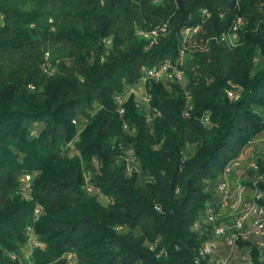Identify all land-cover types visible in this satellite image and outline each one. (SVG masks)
I'll return each instance as SVG.
<instances>
[{"label": "trees", "instance_id": "1", "mask_svg": "<svg viewBox=\"0 0 264 264\" xmlns=\"http://www.w3.org/2000/svg\"><path fill=\"white\" fill-rule=\"evenodd\" d=\"M238 20L235 48L214 39ZM161 25L156 44L139 34ZM187 27L198 30L183 45ZM166 62L183 82L143 87L142 68ZM127 87L145 89L149 109L130 94L120 115ZM263 112L264 0H0V264H20L28 226L41 245L28 264H197L208 212L222 213L221 173L254 149ZM27 173L30 202L16 192Z\"/></svg>", "mask_w": 264, "mask_h": 264}, {"label": "built area", "instance_id": "2", "mask_svg": "<svg viewBox=\"0 0 264 264\" xmlns=\"http://www.w3.org/2000/svg\"><path fill=\"white\" fill-rule=\"evenodd\" d=\"M206 14V10L202 11ZM240 20L235 23L232 28L214 39L221 44L226 45L229 48H235L239 44V36L237 32L238 24ZM198 28H184L182 30L183 45L189 43L193 35L197 32ZM167 32L166 25L158 26L156 29L149 33H142L150 39L151 45L156 44L159 36ZM109 44V42H107ZM183 51H181V56ZM48 55H46V59ZM146 80H153L160 83H182L184 80L183 73L177 69V67L170 62H166L159 67L151 69L142 68V77L140 81L144 87ZM130 94L135 95L137 105H144L149 109L150 97L145 92L136 91L133 87L129 91H125L123 95H115L114 101L117 104V111L120 115H123L124 108L123 104L127 100ZM227 97L230 100H236L239 96L235 88H230L226 91ZM191 109L189 103V97L187 96V104L185 115L188 110ZM263 124L259 135L257 136L256 142L264 145V112L262 114ZM151 120L148 114L146 121L149 123ZM72 123L77 125L78 132L76 137L68 143V147L72 148L78 140V134L82 130L86 120L82 119L81 123L77 120H73ZM203 123L207 124V116L204 117ZM127 130V127L124 126ZM251 153L248 149H244L240 155V158L226 165L223 169L220 182L217 186V195L221 196L222 200V213L212 215L211 211L208 213V223L212 226L204 232L203 235H209L201 248L198 251L196 263L198 264L201 260L207 259L210 264H254L252 259V247L256 248L258 253V260L262 262L264 260V192L261 191L258 185L264 181V166L261 168L260 165L250 159ZM126 175L131 176L133 171H137L136 158L131 149L126 151ZM254 173L253 178L250 180L249 187L244 185L243 177L247 173ZM34 173L23 174L19 179V191L24 197L25 201H32V181ZM251 190V192L248 191ZM91 191V188H87ZM246 195L249 198H246ZM43 212L42 207L36 204L33 209L32 220L36 222ZM217 217L222 218L220 223H217ZM199 225L195 222L192 226V230L196 231ZM27 237V243L29 245V254L32 248L40 247L41 245L36 240V236L32 226H28L24 231ZM239 242L246 243L239 245ZM12 259H15L12 256ZM67 264H75L73 256L69 254L67 256Z\"/></svg>", "mask_w": 264, "mask_h": 264}, {"label": "rangeland", "instance_id": "3", "mask_svg": "<svg viewBox=\"0 0 264 264\" xmlns=\"http://www.w3.org/2000/svg\"><path fill=\"white\" fill-rule=\"evenodd\" d=\"M51 59V58H50ZM137 86L139 87V86H141V82H138V84H137ZM134 88V87H133ZM129 89H130V87H127L126 88V91L128 92L129 91ZM135 90L137 89V88H134ZM142 91V90H141ZM253 145H256V146H254V149L253 150H250V147H246V149H248L249 150V152L251 153V155L252 154H255V156H259V157H263L264 158V145L263 144H257V143H255V141L253 142H251V143H249V146H253ZM192 151H193V146H188L187 148H186V151H185V153H186V155L188 156V155H190L191 153H192ZM33 182V181H32ZM86 185H89V183H87ZM17 194L19 195V197H20V199L21 200H23V201H25L23 198V196L21 195V192L19 191V187L17 186ZM93 194L94 195H98V193H97V191L96 190H94L93 191ZM98 199H99V201L103 204V205H106L107 203H108V199H106L105 197H103V196H101V195H98ZM25 231V230H24ZM25 234V233H24ZM15 257V256H14ZM28 257H29V245H28V243L27 244H25L24 246H23V248H22V253H21V256L19 257V262H20V264H28L27 263V259H28ZM12 260H16V257H15V259H12Z\"/></svg>", "mask_w": 264, "mask_h": 264}]
</instances>
